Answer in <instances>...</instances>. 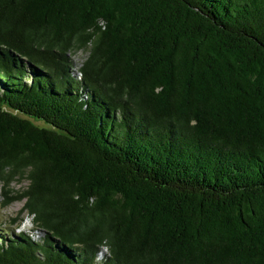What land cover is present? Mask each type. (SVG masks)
I'll return each mask as SVG.
<instances>
[{"label": "trees", "instance_id": "obj_1", "mask_svg": "<svg viewBox=\"0 0 264 264\" xmlns=\"http://www.w3.org/2000/svg\"><path fill=\"white\" fill-rule=\"evenodd\" d=\"M0 186V264H264V0H0Z\"/></svg>", "mask_w": 264, "mask_h": 264}, {"label": "rangeland", "instance_id": "obj_2", "mask_svg": "<svg viewBox=\"0 0 264 264\" xmlns=\"http://www.w3.org/2000/svg\"><path fill=\"white\" fill-rule=\"evenodd\" d=\"M84 53H79L73 60L75 65H79V63L84 58ZM28 186L27 181H18L12 184V188L15 190H22ZM2 196H1V186H0V235L2 233H7L8 235L11 234L13 231L15 234H19L21 232L33 233L35 235L42 236V232L39 230L35 232V227L32 225L29 219H25L24 222H21V219L25 218V214L20 213V209L22 208L23 202H15L7 207H3L2 205ZM15 219V222L13 220ZM1 237V236H0Z\"/></svg>", "mask_w": 264, "mask_h": 264}]
</instances>
